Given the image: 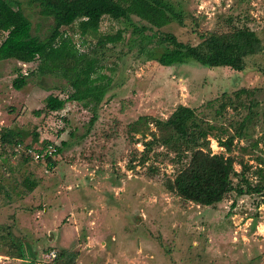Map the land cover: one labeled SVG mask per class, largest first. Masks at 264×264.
I'll list each match as a JSON object with an SVG mask.
<instances>
[{
  "label": "rangeland",
  "instance_id": "374dc122",
  "mask_svg": "<svg viewBox=\"0 0 264 264\" xmlns=\"http://www.w3.org/2000/svg\"><path fill=\"white\" fill-rule=\"evenodd\" d=\"M17 1L32 34L43 38L51 21L41 19L35 5ZM161 1L180 15L161 29L133 16L128 21L104 16L93 34L80 35L77 22L60 28L62 38L93 60L101 83L108 84L90 125V107L72 101L61 111L35 116L47 95L66 99L71 89L59 76L37 77L38 60L0 61V133L10 131V145L0 141V235H7L0 264H60L64 259L52 262L49 253L61 252L75 253L74 264H264V190L241 196L230 192L211 206L182 201L164 185L178 168L171 162L173 154L159 147L144 156L142 143L154 129L151 124L131 126L140 117L165 119L183 105L203 124L214 126L211 134L223 140L220 130L231 134L230 125L235 127L247 112L238 107L233 114L232 105L254 101L252 122L229 153L207 139L211 154L230 157L236 174L245 167L243 177L255 185L256 171L264 167V0ZM229 18L239 19L263 46V53L245 59V72L194 63L165 68L147 60L161 48L164 34L195 46L200 36L227 31ZM141 27L146 30L139 35ZM117 32L119 42L96 44L99 37ZM18 73L27 83L14 91L10 83ZM241 89L249 94L235 100ZM17 132L22 145L67 146L46 170L35 161L22 163L20 152H13ZM25 178L35 187L22 194ZM231 181L243 187L239 177Z\"/></svg>",
  "mask_w": 264,
  "mask_h": 264
},
{
  "label": "trees",
  "instance_id": "16d2710c",
  "mask_svg": "<svg viewBox=\"0 0 264 264\" xmlns=\"http://www.w3.org/2000/svg\"><path fill=\"white\" fill-rule=\"evenodd\" d=\"M26 2L28 5H35L41 19H49L51 24L47 33L40 38L37 34H32L31 23L23 14L19 1L0 0V34L3 35L0 42V61L14 60L25 64L38 60L34 70L37 77L59 76L71 89L66 99H59L52 94L47 95L43 100V109L34 111L35 116L43 112L61 111L66 102L72 101L81 103L84 108L90 107L92 117L88 121L89 125L94 121L95 109L106 94L108 84L101 83L100 76L93 70L91 64L93 60H87L86 55L76 49L71 39L62 38L60 28L77 22L79 34L85 35L97 32L99 22L104 16L123 21H128L133 16L155 29L165 27L172 19H180V15L161 0H26ZM225 23L227 31L200 36V42L195 46L179 42L173 35L164 34L159 38L161 48L152 50L147 60L155 61L165 68L194 63L202 68H223L234 73H243L246 70L245 59L263 53V46L253 31L245 24H239V19L229 18ZM138 30V34L141 35L146 28L141 27ZM120 40V32H117L99 37L96 44L102 47ZM26 80L25 75L18 73L11 81L10 87L14 91H20L26 85ZM241 94L249 93L241 89L233 98L238 100ZM226 105L230 106L231 103L228 101ZM226 105L220 104L216 114L223 111ZM256 106L254 101H249L246 106L239 102L232 105L233 114L237 113L238 107L247 109V112L235 127L230 125L231 134L226 130H220V133L225 135L223 140L218 135L211 134L212 130H215L214 126L203 124L193 109L183 105H177L165 119L150 118L147 121L140 117L131 126L143 125L147 128L151 124L154 129V132H150V139L142 143L144 156L153 148L159 147L173 154L171 162L178 165V168L172 180L165 181L166 190L182 201L199 206H211L220 202L230 192L241 196L258 194L264 190V167L256 171L258 182L251 186L243 177L245 167H242L240 174H236L233 170V160L221 154H211L207 139L213 138L219 147L224 148L225 153H229L233 141L244 138L245 125L252 122L253 108ZM140 134L144 136L143 132ZM9 136L10 131L2 130L0 141L10 145ZM22 137L20 132L15 133V141L12 144L13 152H20L22 163L33 161L32 157L26 154L27 149L40 154L48 145L55 147L53 154L42 156L36 161L46 170L55 166L53 157L59 155L67 146L66 143H61L60 147L48 143L37 147L31 144L22 145ZM36 138L37 135L33 133L32 140ZM232 176L239 177L243 187L240 185L234 187ZM20 187L21 193L25 194L31 192L35 185L25 178ZM2 194L8 197L7 190ZM5 237L7 238L6 233L0 235V247L5 246L3 244ZM18 256L17 258L22 259L20 253ZM75 258V253L61 252L52 259V262L57 263L58 260L64 259L60 264H74Z\"/></svg>",
  "mask_w": 264,
  "mask_h": 264
},
{
  "label": "built area",
  "instance_id": "2783aa9c",
  "mask_svg": "<svg viewBox=\"0 0 264 264\" xmlns=\"http://www.w3.org/2000/svg\"><path fill=\"white\" fill-rule=\"evenodd\" d=\"M26 154L30 155L33 159V161H38L42 156H49L51 154H53L55 152V147L54 146H51V145H48L46 146V148L42 151V153L38 154V153H35L33 152L32 150L30 149H27L26 151ZM55 257V254L54 253H49V258L52 260L53 258Z\"/></svg>",
  "mask_w": 264,
  "mask_h": 264
}]
</instances>
